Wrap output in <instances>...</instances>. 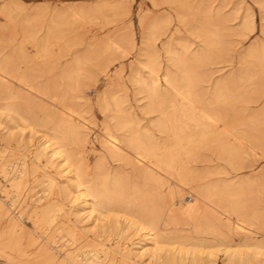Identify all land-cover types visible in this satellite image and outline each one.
<instances>
[{"label": "rangeland", "instance_id": "obj_1", "mask_svg": "<svg viewBox=\"0 0 264 264\" xmlns=\"http://www.w3.org/2000/svg\"><path fill=\"white\" fill-rule=\"evenodd\" d=\"M177 1L0 0V49L4 48V50H0V55L15 56L13 53L21 47L18 51L23 50L21 52L22 55L25 53L24 60L23 56L22 59L20 57L18 59L16 56L15 60L18 61L16 63L19 67L15 68L14 63L12 68L22 74L26 73L24 75L28 76L25 77L27 82L25 80L22 84L11 73H5L13 80L6 84L7 87L11 88V91L19 89L20 97L9 99L14 104L16 102L17 107L19 105V112L25 119L27 118V122L21 121L23 120L19 119L21 115L17 114H14L12 121L6 120V117L2 115V105L8 100L0 95V120L2 119L1 124L6 126L5 129H2L0 124V164L4 162L3 169L0 165V202L3 206L0 213V245H5L6 250L14 255L22 254L20 261L6 260L0 250V264H13L14 262H18L17 264H54L46 254L41 252L42 246H49L50 249L52 248L51 253H55L57 256H60V250L69 247L79 246L82 255L92 253L94 248L105 247L108 250V259L113 260V264H137L134 260H138L141 264H166L164 261L156 262L158 259H152L147 255L141 258L136 257L134 252L130 253L133 261H129L122 255L126 251L125 249L135 246L132 242L139 239V233L135 230L129 229L126 230V233L121 231L126 228L123 215L128 214L127 211L130 208L133 211L136 210V206L143 208L146 206L147 208L144 209L148 212L144 213V217L150 218L145 215L152 214V211V217H154V213L161 203L160 193H163L169 184L173 183L176 186V183L166 171L158 168L155 170H157L158 176H161V180L163 179L162 187L159 186L160 183L155 178H145L141 172H138L141 169L135 164L134 152L126 146L127 149L123 147L119 153L114 155L107 152L101 143L102 132H104L106 124L107 127L112 126L113 122L116 124L115 122L118 121L116 115L119 116V119L122 115L124 118L137 119L141 126L149 128L156 136H161L163 141L168 139L170 132L167 131L164 134L158 132L155 122L159 119H165L168 128L170 127L169 130L184 128L185 130L188 128L197 130L199 127H209V129L217 127L218 134L222 131L221 134L224 137L221 134V136L215 134V137H210L212 138L209 141L211 145L206 143L209 140L207 139L204 142L205 145L202 143L201 148L197 150V155L188 158L190 163L188 164L192 169L201 172L204 182L211 180L214 182L218 179L217 183L242 185L243 191L240 198L243 206L245 204L246 210L248 209L251 219L248 224L252 229L249 235L245 236L228 227L235 225V220L240 218L229 209L231 203L237 200L232 196L225 197L221 203V208L225 211L224 214L221 211L207 209L199 224L197 223L202 228L209 225L210 232H204L201 229L193 231L192 226L196 222L191 220L192 212L182 209L178 204H183V200H185L184 202H193L195 195L189 192V188L186 190L178 185L176 186L179 190L177 194L182 195L176 194V199L174 198L176 207L171 209L167 206L162 215H160L161 213L156 214L155 224L157 221L159 224L157 228H165L164 230L168 234L171 232L168 229H177L178 232H174L181 234L185 239L190 240L191 236L205 238L208 242H212V245L223 237L225 243L221 248L249 256L247 260H244V263H240L238 259L230 261L224 258L222 251L215 248L216 254L210 257L205 253V251H210L206 246L209 243H206L203 246H206L204 248L207 249L201 247V251L197 250V257H194V261L189 264H264V0H179V3ZM56 19H63V23L66 22L65 26L63 25L64 31L62 30L64 34L61 32L60 37L45 39L44 48H38L39 40L43 41L47 29L53 26ZM148 29L154 32L153 40L155 41L152 43L159 54L158 59L163 69L165 65H171L166 52L167 48L178 52H183L187 48V52L182 53L184 60L187 59V62L183 63L184 66L180 65L177 70L174 65H171L170 68L175 74H178L177 76L184 73L182 71L184 68H189L190 70L186 69L185 71L192 72V75L195 74L194 83L197 85L193 83L192 86L193 99L191 96L188 98L192 100L193 104L190 102L192 106L190 103L188 104V99H183V97L181 99L178 92L179 96H176L177 93L174 89L168 90V97L166 91L164 96L156 98L158 100L150 101L152 102L150 105L146 91L138 92L129 80L135 67L136 70L140 69L138 70L140 73L146 74L147 68L141 65L137 59L144 58V56L139 57L138 54L139 49L146 46L142 41L146 30L150 32ZM147 47L149 48L148 44L145 50ZM5 51L12 52V55ZM146 51L150 53L148 49ZM219 82L224 91L222 90L223 92L216 97V93L212 94L215 89L214 91L212 89L214 84H219ZM223 83L224 85H222ZM18 84L22 88L23 85H25L24 88H29L20 90ZM41 86L48 87L45 94L38 91L43 88ZM37 87L41 88L36 89ZM111 90L114 93H111ZM107 92L116 95L118 99L116 97L114 99L113 95L110 97L112 100H109ZM102 94L110 101L107 103L106 98L103 100L102 97L101 102L104 103V107L99 103V96ZM202 108L217 118L212 121L201 117V112L198 111ZM61 114H71L69 117L80 118V121L86 123V128L88 126L87 149L85 148V151L80 152L79 146L73 142L69 144L71 152L75 154L73 155L74 161L78 163L76 166L80 165L82 157L89 167H92V164L95 165L96 162L98 165L101 163L102 167H99L101 171L107 172L105 176L111 172L112 176L118 173L120 177H117L122 179V189L124 188V190L121 189L122 193L124 191V197H117L119 204H113L117 205L114 211L118 212V215L115 214L116 212H113L115 215L112 212L109 213L115 217L117 215L118 223L113 221L115 223L113 224L111 221L109 225L111 215L108 217V214L96 227L88 220L77 221L76 231L78 234L77 232L76 234L78 236L75 241L71 240L65 231L56 229L60 224L75 227L72 221H75L76 218L68 209L70 206L68 199L65 200L64 206L67 212H58L57 219L60 222L53 227L44 224L45 222H42L43 224L35 222L36 217L34 216L36 206L45 205L47 200L56 196L55 193L50 197L46 196L48 190L44 169L51 171L56 180H63L62 173L58 168L51 167L45 155L36 161L41 166L36 171H32L34 164L36 165L33 158H35V149L40 134L49 132L55 124L54 121ZM229 120L232 121L229 122ZM236 120L239 122L237 123ZM210 124H212L211 127ZM7 129L8 132H6ZM247 135L248 137H246ZM219 136L222 137L221 140ZM214 138L217 140L214 141ZM217 141L229 146L232 144L226 149L233 154L232 156L226 154L227 151L224 150L227 158L230 156L231 160L226 158L222 149L223 154L221 150H218L217 153L216 143L213 144ZM219 153L224 155V158ZM236 155H239V158H236ZM237 159L239 160L237 161ZM25 164L27 169V174L24 176L25 181L19 188H16L11 185V182L14 177L19 175L20 169ZM194 166L198 168L196 169ZM208 176L210 177L208 178ZM202 178L192 179L187 186H193L196 182L202 183ZM151 185L153 186L150 190ZM123 204L131 205L128 210H125L126 212L121 214V217L119 214L126 207ZM213 204L217 205L218 203L215 200ZM120 207H122V211H120ZM12 220L19 224L18 231L21 233V235L17 233L18 236L14 238L15 244H17L13 246L6 243L9 239ZM167 222L170 223L169 226L163 227ZM101 223L104 224V228L101 227ZM111 223L115 226L117 224V226H112ZM100 241L103 242V246ZM188 244L187 248L190 249V246H194L196 243ZM218 245L220 244L218 243ZM196 248L198 249V246ZM198 251L204 253L201 254ZM100 254L103 255L102 252Z\"/></svg>", "mask_w": 264, "mask_h": 264}, {"label": "bare ground", "instance_id": "obj_2", "mask_svg": "<svg viewBox=\"0 0 264 264\" xmlns=\"http://www.w3.org/2000/svg\"><path fill=\"white\" fill-rule=\"evenodd\" d=\"M177 3H179V0L177 1ZM5 4H7V2H5ZM126 14H127V12H126ZM62 20L63 19H56L53 26H51L49 29H47V33H45L46 37L44 39H42L43 41L39 40V42H38L39 44L37 43L39 45V46L37 45L38 48L39 47L44 48L47 38H51V37L55 38L56 36L58 37L59 35H61L63 33V31H64L63 25L66 22L63 23ZM151 28H152V26H151ZM153 37H155L153 30L150 32H147V30H146L145 34L143 35V41L142 42H145L146 46L148 44L149 48L147 47V49H148V51H150V53L146 51L147 49L145 50L146 46L144 48H140L139 49L140 52H139L138 56L139 57L144 56V58L143 59H141V58L137 59V61L141 65H143L145 68H147V71H145L146 74L140 73V71H138L140 69L136 70V67H135L134 71L130 75V79L129 78L128 79L131 80V82L133 83V86L135 87V89L138 92L146 91L147 97L149 99V104L152 103L154 99H156V98L159 99V97L164 96L166 91H167L166 96L168 97V90L169 89L170 90L174 89L176 93L178 92L181 95V99H182V97H183V99L184 98L188 99L190 96L192 98L193 94H191V91L193 88L192 86L194 83V79L196 78V77H194L195 74L192 75L191 74L192 72L190 73L188 71H185L187 68L183 67L184 69H182V67H181V69H182V71H184V73L177 76L178 74H175L173 72V70H171V68H170L171 65L172 66L174 65V67H176V70H177V67H180V65H182L184 63V61L187 62L186 61L187 59L184 60V58L182 57L183 56L182 53L183 54L186 53L187 48H185L183 50V52H178V51H174L172 48H167L166 52L168 54L169 60L171 61V65L170 64L167 66L165 65V67L163 69L162 68L163 66H161V62L158 59L159 54L156 50L155 45L152 43V41H155V40H153ZM148 42L152 43V44H149ZM19 48L21 49V47H19ZM18 49H16L15 53H13V55L15 54V56L4 57V56L0 55V95H3V97L8 100L2 105V115L5 116L6 120L8 119V121L13 120L14 114H17L18 116L21 115V112H19V108H18L19 105L17 107L16 106L17 103L15 102V104H14L12 102V100L9 99V98H15L16 99L17 97H20L19 96V89L18 90L14 89L11 91L10 90L11 88L9 89L7 87L6 84L8 82H10V83L13 82V80L10 79L11 76L8 77L7 75H5V73H11V75L15 76L17 78V80L21 83L25 82L26 78L28 77V76L24 75L26 73L22 74V73H20V71L18 72L17 69L12 68V65H14V63H15V68L19 67V65L16 63L18 61L15 60L16 56L18 57V59H20L23 56L22 58L24 60L25 53H24V55H22L23 50H21L22 51L21 52L20 50L18 51ZM0 50L2 51V50H4V48L0 49ZM9 50H10V48H9ZM36 50H37V48H36ZM12 51H13V48H12ZM8 52H10V51H8ZM8 52H6V53H8ZM11 53L12 52H10L8 54L12 55ZM17 57H16V59H17ZM20 63H22V62L20 61ZM16 65H18V66H16ZM183 66H184V64H183ZM162 69H163V71H162ZM261 69H262V66H261ZM263 69H264V65H263ZM160 70H161V72H160ZM178 70H179V68H178ZM187 70H190V69L188 68ZM176 72H178V71H176ZM179 73H181V72H179ZM26 82H27V80H26ZM197 82H198V80H197ZM24 84H26V83H24ZM219 84L215 83L214 84L215 86H213L214 88L212 89L213 91L215 89L216 92L214 91V93L212 92V94L216 93L217 96L214 95L216 97H218V95H220L221 92L224 91L223 90L224 88L221 86L220 82H219ZM195 85H197V84H195ZM222 85H224V83ZM23 86L25 87V85H23ZM19 87H20V90L24 88V87L22 88L21 85H19ZM41 87H43V86H41ZM41 87H37L36 89H40ZM26 88L28 89L29 87H26ZM26 88H24V89L26 90ZM194 88H195V86H194ZM47 89H48V87L44 86L43 88H41V90H38V91H40V92L42 91V93L45 94L47 92ZM193 92L194 91H192V93ZM107 93L106 94L108 95L109 100H110L111 99L110 97H112L114 95L111 93H114V92L111 90V93L110 92H107ZM109 93H110V95H109ZM172 93H173V91H172ZM178 93L176 94V96L178 95ZM103 94H104V92H103ZM103 94H102V96L100 95L101 97L99 96V103H101L103 106L98 103L102 107H104V103L101 102L102 101L101 98L103 97ZM172 96H174V95H172ZM115 97H116V95H114L113 98L115 99ZM103 98H104L103 100H105L106 97H103ZM158 99H156V100H158ZM109 100H107V98H106L105 101L108 103ZM188 100H186V101H188ZM150 101H152V102H150ZM191 101L192 100L190 99L188 104ZM214 101H216V100H214ZM111 102L115 104V102H113V101H111ZM191 103H190V105L192 106L193 103L192 104ZM200 103H201V101H200ZM111 104H109V105H111ZM118 104L120 105V103H118ZM188 104H186V105L190 106ZM211 104H213V103H211ZM201 106H203V105H201ZM149 107L152 108L151 106H149ZM189 108H193V107H189ZM195 110H198V109H195ZM198 112H201L200 113L201 117L210 119L212 121L217 118V117H214L215 115L214 116L211 115L212 113L208 112V110H205V108L199 109ZM211 112H213V111H211ZM69 115L71 116V114H68V115L61 114L59 117L57 116L58 118L56 117L57 119H56V121H54L55 124H53L54 126L50 129V131L40 134L39 142L36 146L35 154H34L36 159L33 158V162H35L36 165L35 164H34V166L32 165L34 168H32L33 170L32 169L31 170L36 171L37 168H39L41 166L36 161L37 160L39 161L40 158L45 155L47 157V162L50 163L51 167H55L56 169L58 168L59 172L62 173L61 177L63 178V180L58 181L53 177V175L51 174V171L44 169V175H46V177H47L46 178V180H47L46 188L48 190V194L46 196L49 195V197H50V195H52L54 193L56 196L53 199L51 198V199L47 200L45 205L36 206L37 208L34 211V216L36 217L35 222H38V223L45 222L44 224H47L48 226L53 227V225L60 222V220L57 219L59 217L58 212L59 211L67 212L64 206H65V200L68 199L70 202V206L68 207V209H70L71 214H73L74 217L76 218L75 221H72L73 225L75 227H73V226L71 227L69 225L63 226V224H60L56 227V229H61V230L65 231V233L69 235L70 239L75 241V239L77 238L76 236H78L77 235L78 232L76 231V229H77L76 228V222L88 220L94 224V227L99 226V223L101 221H103L105 215L108 214L107 216L110 217L111 214L109 215V213L116 212L114 210L117 207V205L114 206L113 204H119L117 197H119V198L124 197L123 196L124 191H123V193L121 192L123 185L121 183L122 179L120 180V178H118V177H120V176H118V173L115 174V176H112V174H111L112 172H111L110 173L111 175L108 174L105 176V174H107V172L105 173V172L101 171V169H100V167H102V166H100L101 163H99V165H98L96 162L97 160L95 161L96 163H94L95 165L92 164V167H93L92 168V167L88 166L89 164H87L86 160L82 157L80 160V165L76 166L77 162L74 161V156H73L75 154H73L71 152V150L69 148V144H71L73 142L74 144H77L79 146L78 148H79L80 152L85 151L86 143L88 140V137H87L88 126L86 128V123L80 121L79 120L80 118L79 119H76L75 117L71 118V117H69ZM77 116H79V115H77ZM52 117H53V114H52ZM113 117H114V115H113ZM116 117H118V119H117L118 121L116 119H114L117 121V122H115L116 124H113L114 122L112 121L113 122V123H111L112 126L110 125L107 127V124H106V127H104V129H103L104 132H102L103 133V135H102L103 139L101 138L102 139L101 143L104 146V148L107 150V152H109L110 154H113V155L119 153L121 148H123L125 146L128 149L129 148L132 149V151L134 152V157L136 158L135 164L138 168L141 169L140 171L138 170V172H141L145 178H155V180H157L160 183V184L158 183L160 187H162V185H163V182H162L163 179L161 180V178H160L161 176H158L157 170H155V168L166 171L169 174V177L171 176L172 180L176 183V186L178 185V186H180L186 190H188V188H189V192H191L195 195L194 196L195 200L193 199V202H189V201L184 202L185 200H183V202H182L183 204L180 203V205L178 204V206H180L184 210H188V211L190 210L192 212L191 220L194 223L196 222L192 226L193 231H199L201 229L204 232H210L211 228L209 225H205L203 228L198 225L201 218L206 213L207 209H214L216 211H221V213L224 214L225 211L221 208V203L223 202L225 197L232 196V197L236 198L237 200L234 201L233 203H231L229 209H230V211L236 213L237 216L240 218L239 219L237 218L235 220V225L228 226V227L232 231L243 233L245 236L249 235V233L252 230L248 226V224L251 222L250 221L251 219H250V213L248 212V209L246 210L245 204L243 206V202L241 201V198H240L242 195V191H243L242 185H239V184L234 185L231 183H219V182L217 183L216 181L218 179H216V181L214 180V182L211 180L213 183L211 181L210 182H204L201 172H198L195 169H192L191 166H189L190 163L188 161L189 160L188 158L191 156L194 157V155H197L196 154L197 150L199 148H201L200 146H202V143H203V145H205L204 142H206L207 139H209V140H207L206 143L210 144L209 141H210V139L212 140V138H210V137H215V134L219 133V130L217 127H215L213 125L215 128H212L211 127L212 124H210V127H211L210 129H209V127H201V128L199 127V129L197 128V130L196 129L190 130L189 128H188V130H185V128L184 129H174V130L171 129V130H169L170 127L168 128L167 122L164 121L165 119L164 120L159 119L158 121L156 120L157 122H155V125L158 128V132L159 133L163 132V134H164V132L167 133V131L170 132V135L168 133V135H169V137H167L168 139H166V141H163L164 139L161 136L158 137L152 131H150L149 128H146L145 126H141L140 122L137 119H132L130 117H129V119L124 118L123 115L120 117V119H119V116L116 115ZM19 119H23L21 121L27 122V120H26L27 118L25 119L24 116H22V115L19 116ZM207 119H206V121H207ZM1 120H0V124L2 122ZM82 120H84V119H82ZM231 121L229 120V122H231ZM5 122H7V121H5ZM236 122H237V120H236ZM232 123L234 124V122H232ZM1 125H2V129L6 128V126L3 125V123ZM229 125H231V124H229ZM177 126L179 127V125H177ZM180 126H182V125H180ZM31 130H33V129H31ZM118 131H120V132L118 133ZM6 132H8V129L6 130ZM221 132H220V134H221ZM220 134H218V135H220ZM159 135H161V134H159ZM221 135L223 136V134H221ZM220 136H219V139L221 140L222 137H220ZM254 136H255V134H254ZM246 137H248V135ZM234 138H236V137H234ZM216 140L214 138V141H216ZM255 142L257 143V140H255ZM214 143L217 144V145L215 144L217 153H218V150H221V149L223 151L224 150L227 151L226 150L227 147H231V145H232L231 144L229 146L226 143H223L221 141L213 142V144ZM261 145H263V144H261ZM218 147H219V149H218ZM232 147H236V146H232ZM222 150H221V153L223 154ZM225 151H224V155H226V154H228V155L230 154L231 156L233 155V154H231V152L229 153L228 151L225 154ZM133 152H131V153H133ZM234 152H236V151H234ZM238 153H239V151H238ZM219 154H218V156H219ZM222 154H220V155H222ZM224 155H222L223 158H224ZM99 157H101V156H99ZM235 157L239 158V155H236ZM235 157H233V158H235ZM75 158H76V156H75ZM113 158H115V157H113ZM226 158H227V155H226ZM229 158H230V156H228L227 159L231 160ZM236 158H235V160H236ZM196 160L198 161V159H196ZM238 160L239 159H237V161ZM140 162H142V163H140ZM190 162L192 163V161H190ZM3 163L0 164L2 169H3V165H4ZM135 164H133V166H135ZM25 166H26V164L23 166V168L20 169L19 175L17 177L13 178V180L11 182L12 186L19 188L23 184V182L25 181L24 176L27 174L26 173L27 169L25 168ZM194 167H196V166H194ZM197 168L198 167H196V169ZM161 170H160V172H161ZM199 171H200V168H199ZM166 172H165V174H166ZM202 173H203V171H202ZM159 175H160V173H159ZM203 176L205 177V179H207V177L205 175H203ZM210 176H208V178ZM144 177H143V179H144ZM200 178H202L201 179L203 181L202 183L196 182L193 186H187L189 181H191L192 179L199 180ZM172 184H169V186L167 187V189H165L164 192L161 191V192H163V193H160V198H159L161 200V203H159L160 205H158V207L154 213L155 216H157L159 213H161L160 215H162L163 214L162 212L167 208V206H169L171 209L176 207L174 204V202H175L174 198H175V196H177L179 194V193L177 194V192H179V190L177 189L175 184H173V186H171ZM152 186L153 185L150 186L151 187V188H149L150 190L152 189ZM122 190H124V188ZM152 192H154V191H152ZM180 192H181V190H180ZM155 193H157V191H155ZM179 195L181 196L182 194H179ZM119 200H121V199H119ZM215 200L218 203L217 205L213 204V202ZM177 202L179 203V201H177ZM126 203H129V202H126ZM123 205L126 207L122 213L119 212L120 216H121V214L124 213V211L126 209L128 210V207L131 204H129L128 206L126 204H123ZM144 208L142 206H140V207L136 206V210L135 209L133 210L134 212L131 210L132 208H130V210L127 211L128 214L125 213L126 215H123L124 221H125L124 226L126 228L121 229V231L126 233L127 232L126 230L130 229V230H135L136 232L139 233L138 241L132 242L133 245H135V246L132 248L125 249L126 251H124L122 253L123 257H125L129 261L134 260L132 258V256L130 255L131 252H134L136 257L141 258L142 256L147 255L148 257H150L152 259H158V260H156V262L159 261V263L164 261L166 264H187V263L189 264V262L191 263V261H194V257L195 258L197 257L196 252H197V250H200L201 247L203 249H207V248L210 249V251L208 249L209 252L205 251L206 255H209L210 257L212 255L216 254L215 253L216 251L214 250L216 248L217 250H220L224 253L225 259H228L230 261L238 259V261L240 263H244L245 262L244 260H247L249 258L248 255L238 254L236 252L228 251V249H226V248H221V246H223L222 244L225 243L223 237L219 238L217 240L218 242L216 244L213 243V245H212L211 244L212 242H208V240L205 238L202 239L200 237L191 236V238H189V239L192 241L185 239L181 234L175 233V232H178L177 229L176 230L171 229L170 227H169L170 229H168V230H170L171 232L168 234L165 232V230H164L165 228H163V227L165 225H166L165 227L169 226L170 223L167 222L164 225L162 224L163 227H161V228H163V229L157 228L159 226V224H157V221H156L157 226L155 224L156 217L155 216L152 217L153 211H152V214H150L151 216L148 213H146L148 215H145L147 217L149 216L150 218H145L144 213L148 212V211H145L146 209H144ZM2 209H3V206L0 202V213H1ZM120 211H122V207H120ZM217 213H219V212H217ZM115 214L118 215V212H116ZM117 215H116V217H117ZM129 215H131L132 217ZM221 215H219V216H221ZM107 216L105 217L106 220L108 218ZM113 216L111 215L110 219ZM116 217L114 216V220H113V218H112V220L109 219V225H110L111 221L113 224H115L117 222ZM112 223H111V225H112ZM158 223H159V221H158ZM18 226H19V224H17L16 221L12 220L9 239L6 242L7 244H10L11 246L17 244V243L15 244L14 238H16L18 236V234L21 235V233H19V231H18L19 230ZM112 226H115V225H112ZM116 226H117V224H116ZM101 227L104 228L105 227L104 224H102ZM110 228H111V226H110ZM241 229H243V230L245 229V231H243ZM20 232H21V230H20ZM76 232H77V234H76ZM257 241L258 240H256V243H258ZM191 242H192V244H193V242H194V244L196 243L195 245H196V247L198 246V249L196 247H194L195 245L193 246L192 244H191L192 246H190V247L191 248L194 247V248H192V249L191 248L189 249V247L187 248V246L189 245L188 243H191ZM206 243H209V244L206 245ZM218 243L220 245H218ZM18 244H20V243H18ZM100 244L102 246L104 245L103 242H101V241H100ZM204 244L207 246V248H204V247H206V246H203ZM6 248L7 247H5V245H0V250L2 252V256H4V258L6 260H12V261L18 260V261H20L22 259V254L14 255L11 252H8L6 250ZM51 249L49 248V246H42L40 250L42 253L46 254L48 256V259L50 261L54 262V264H113L114 263L113 260L108 259V250L105 247H101L99 249L94 248V249H92V251H93L92 253L87 252L88 255H82L80 252L81 248L79 246H75L73 248L69 247L68 249L60 250V256H57L55 253H51ZM194 249H196V250H194ZM100 252H102L103 255L100 254ZM217 252H219V251H217ZM198 253H201V252L198 251ZM203 253L204 252H202L201 254H203ZM209 256H207V257H209ZM134 261L137 264H141L140 262H138V260H134ZM17 263L18 262H14L13 264H17Z\"/></svg>", "mask_w": 264, "mask_h": 264}]
</instances>
